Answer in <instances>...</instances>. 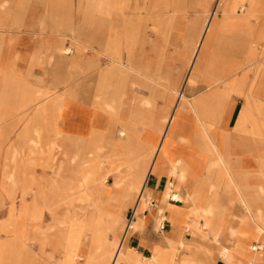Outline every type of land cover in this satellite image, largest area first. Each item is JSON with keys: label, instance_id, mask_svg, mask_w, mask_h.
Returning a JSON list of instances; mask_svg holds the SVG:
<instances>
[{"label": "crops", "instance_id": "0c3cea01", "mask_svg": "<svg viewBox=\"0 0 264 264\" xmlns=\"http://www.w3.org/2000/svg\"><path fill=\"white\" fill-rule=\"evenodd\" d=\"M215 3L199 34L177 37L184 65L175 73L163 47L153 61L140 58L135 16L126 31L110 25L98 47L83 46L88 92L57 95L52 121L33 127L38 144L66 145L51 182L58 198L40 189L41 200L9 209L0 264H264V0ZM12 177L22 196L42 187ZM59 198L70 206L57 219L50 208L43 227Z\"/></svg>", "mask_w": 264, "mask_h": 264}, {"label": "rangeland", "instance_id": "374dc122", "mask_svg": "<svg viewBox=\"0 0 264 264\" xmlns=\"http://www.w3.org/2000/svg\"><path fill=\"white\" fill-rule=\"evenodd\" d=\"M215 6V0H0V222L8 217L11 207L19 208L22 201L41 200L40 189L45 191L46 199L58 198L51 182L57 179L56 164L68 159L66 145H62L58 136L57 144L62 146H55L53 155H48L49 144L35 141L33 127L45 118L52 121L53 100L57 95L65 96L72 89L85 95L88 92L87 73L81 66H86L82 60L87 59L91 50L88 47L83 50V46L98 47L110 25L117 27L119 33L126 31V20L135 16L142 23L138 30L140 58L153 61L163 47L166 70L175 73L184 65L183 44L176 41L177 37L195 31L199 34ZM220 10L221 7L215 19ZM194 18L198 19L195 30L188 27ZM61 54L66 56L60 57ZM187 63L186 76L190 69ZM72 73L74 76L69 79ZM24 91L31 92L26 102L13 99ZM70 108L71 102H67L63 113ZM53 139L51 136L49 141ZM39 158H50L51 166L37 165ZM16 175L37 180L42 187L32 186L31 192L22 196L23 186L13 182L12 176ZM112 175L108 185L113 182ZM62 200L59 198L58 204L44 209L43 227L53 220L50 208L57 209L54 217L57 219L70 206ZM129 209L131 219L133 208ZM130 224L127 223L125 231ZM46 248L43 260L52 252L50 246ZM82 263L78 259L75 264Z\"/></svg>", "mask_w": 264, "mask_h": 264}, {"label": "bare ground", "instance_id": "6f19581e", "mask_svg": "<svg viewBox=\"0 0 264 264\" xmlns=\"http://www.w3.org/2000/svg\"><path fill=\"white\" fill-rule=\"evenodd\" d=\"M207 35V34H206ZM167 78H169V77H167ZM163 94V93H162ZM164 94H165V92H164ZM163 94V95H164ZM148 103V102H147ZM145 105H147V104H145ZM148 105H150V104H148ZM49 132H50V130H48ZM122 133V132H121ZM144 133H145V131H144ZM50 134V133H49ZM118 134V133H117ZM125 134V133H124ZM147 134V133H146ZM146 134H144V135H146ZM88 138V137H87ZM123 138V137H122ZM87 140V139H86ZM80 141V140H79ZM88 141V140H87ZM87 143V142H86ZM49 147L47 148V149H49V150H53V145L50 147V144L48 145ZM85 147H86V145H85ZM164 153V152H163ZM161 158V157H160ZM74 159V158H73ZM74 161H75V159H74ZM82 168V167H81ZM78 177V176H77ZM117 182V181H116ZM115 183V182H114ZM86 186V182L85 181H81L80 182V184H79V188L80 189H84V187ZM114 187V186H113ZM119 188V187H118ZM115 189V188H114ZM147 189V188H146ZM105 191V190H104ZM177 193V192H176ZM147 195V194H146ZM172 197V196H171ZM173 197H178V195H176V194H173ZM146 198V197H145ZM149 198V197H148ZM108 200V199H107ZM136 208V207H135ZM10 214H12L11 212H10ZM10 221H12V220H10ZM11 224V223H10ZM12 225V224H11ZM118 234H119V232H118ZM25 246V245H24ZM114 250V249H113ZM112 250V251H113ZM118 251H117V249L115 250V253L116 254H118L117 253ZM126 255V254H125ZM175 255V254H174ZM161 256V255H160ZM195 256V255H194ZM124 257V255L122 256V254H121V256L119 257L120 259H122ZM162 257V256H161ZM160 257V258H161ZM196 257V256H195ZM119 258H118V260H119ZM159 258V257H158ZM174 258V257H173ZM145 260V259H144ZM165 260V259H164ZM159 261V260H158ZM163 262V261H162ZM165 262V261H164ZM168 262V261H167ZM155 263V262H154ZM159 263H160V261H159ZM172 263V262H171ZM58 264H69V262L68 261H63V262H59ZM152 264V263H151Z\"/></svg>", "mask_w": 264, "mask_h": 264}]
</instances>
